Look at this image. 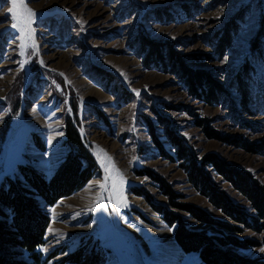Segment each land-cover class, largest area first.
<instances>
[{"label":"rangeland","instance_id":"rangeland-1","mask_svg":"<svg viewBox=\"0 0 264 264\" xmlns=\"http://www.w3.org/2000/svg\"><path fill=\"white\" fill-rule=\"evenodd\" d=\"M25 2L36 15L31 26L34 38L25 41L22 54L20 32L11 26L7 11L10 0H0V182L13 177L18 164L50 178L68 152L67 120L76 126L99 168L82 189L53 206L40 201L50 223L45 243L37 251L42 261L52 257L42 264H74L66 260L75 252L81 253V264L91 258H100L99 264H137L140 259L143 264H203L196 254L182 251L174 240L176 225L169 226L151 205L179 214L191 231L205 225L168 207L157 183L137 171L149 169L163 178L180 195L178 203L223 218L188 183L184 162L168 137L171 130L197 159L216 155L264 186V154L244 150L238 142H264V101H254L249 114L239 104L236 84L229 88L245 63L250 78L264 87V59L255 61L249 55L262 29L257 32L264 0ZM240 14L245 19L239 33L231 48L218 57L216 31L232 15ZM141 37L170 42L186 67L210 72L229 91L226 99L209 105L191 94L178 68L147 67L152 64L147 60L151 50H142ZM205 129L228 141L206 134ZM102 163L110 166L113 178L117 172L123 177L122 186L118 179L116 183L126 204L118 211L119 192L112 188L113 179L107 180V190L98 186L107 175ZM211 175L230 200L251 213L243 196L215 171ZM133 188L142 189L149 200ZM117 226L130 228L139 239L133 240ZM239 237L259 246L234 251L264 259V233L244 227Z\"/></svg>","mask_w":264,"mask_h":264},{"label":"trees","instance_id":"trees-1","mask_svg":"<svg viewBox=\"0 0 264 264\" xmlns=\"http://www.w3.org/2000/svg\"><path fill=\"white\" fill-rule=\"evenodd\" d=\"M235 15L225 21L213 38L216 45L214 54L218 57L223 56L231 48L244 22L242 14L236 17ZM262 18L263 20H260L262 26L259 25L257 32L261 27L262 29L253 41L251 50L249 48V55L255 61L264 59V16ZM140 39L142 50H151L147 60L152 64L147 67H153L154 64H157L156 67L162 65L165 67L168 64L172 68L173 66L178 68L191 94L209 105L226 99L229 91L215 80L210 72L186 67L183 58L175 52L170 42L150 40L147 37ZM245 64L236 74L235 81L229 83V88L236 84V90L241 96L239 104L250 114L252 110L249 107L254 101L258 104L263 103L264 87L258 80L250 78L252 73H249L250 68L247 67V63ZM251 71L254 72L253 68ZM150 128L153 131L151 126ZM64 132V145L68 152L50 178H46L30 166L18 164L14 176H6L0 182V264H42L50 260L52 257L42 261L41 253L37 251L45 243L44 235L50 223L48 213L40 206V201L42 200L46 206H53L58 200L82 189L99 170L94 156L86 148L76 126L70 120L66 121ZM205 132L212 134L216 139L228 141L210 129H205ZM168 133L170 142L177 150V158L184 162L182 167L187 172L188 183L207 198L210 205L223 216L222 219H218L197 206L178 203L180 195L174 193L163 178L149 169L138 170L139 176H147L157 183L158 189H161L168 199V207L184 212L200 225H205L204 229L191 231L179 214L171 210L166 212L160 205H151L169 226L176 225L174 231L176 244L183 252L196 254L203 264H264L262 257H247L232 249L243 251L259 246L258 242L247 237L240 238L239 235L242 234L244 227L258 234L264 233V186L250 174L239 171L216 155L208 154L197 159L193 151L186 147L182 137L172 134L171 130ZM235 141L238 140H230V143ZM154 142L159 148L156 138ZM238 142L244 150L264 154V142L248 143L242 140ZM162 155L171 160L167 154ZM207 167H210V171ZM213 171L245 198L251 210L250 214L230 200L225 191L218 187L211 175ZM132 190L149 200V196L142 189ZM262 244L264 245V238ZM24 256L26 259L23 260ZM82 259L81 253L75 252L66 261L81 264ZM99 262L100 258H91L87 264Z\"/></svg>","mask_w":264,"mask_h":264},{"label":"snow or ice","instance_id":"snow-or-ice-1","mask_svg":"<svg viewBox=\"0 0 264 264\" xmlns=\"http://www.w3.org/2000/svg\"><path fill=\"white\" fill-rule=\"evenodd\" d=\"M10 7H8L7 11L8 13L11 14V19H12V24L11 26L13 28H16L19 30L20 32V40H21V51L23 54V49L26 46L25 41L29 40V39H33L34 38V34H33V30H32V22L35 18L36 13L34 12V10H32L31 8H29L25 2V0H10ZM21 67H23V62L21 63ZM138 91H137V95H138ZM101 152H103V150H100ZM105 159H107L108 161H110V158L107 157V154H104ZM102 166L105 167V172L107 173L106 177H105V182L104 183H100L98 186L99 188L104 191L107 190V185L106 182L108 179H113V184H112V188L115 191L119 192V199H118V203H117V211L120 207L121 204H126V201L123 197V193H122V189H118L117 188V183L116 180H119V184L122 186L124 181H123V177L119 175V173L117 172V176L115 178L112 177L111 172L112 169L110 168L109 165L103 164ZM111 202V200L109 201ZM90 211H95V209H89ZM262 252H264V249H261Z\"/></svg>","mask_w":264,"mask_h":264},{"label":"bare ground","instance_id":"bare-ground-1","mask_svg":"<svg viewBox=\"0 0 264 264\" xmlns=\"http://www.w3.org/2000/svg\"><path fill=\"white\" fill-rule=\"evenodd\" d=\"M116 222V221H115ZM116 225H117V222H116ZM95 225H93V227H94ZM117 228L118 229H120L121 231H123V232H126L133 240H135V241H137L138 239H139V236L138 235H136V233H134L130 228H128V227H123V229L121 228V227H118L117 226ZM138 249V248H137ZM143 264V262H142V260L140 259V260H138V262H137V264Z\"/></svg>","mask_w":264,"mask_h":264},{"label":"water","instance_id":"water-1","mask_svg":"<svg viewBox=\"0 0 264 264\" xmlns=\"http://www.w3.org/2000/svg\"><path fill=\"white\" fill-rule=\"evenodd\" d=\"M80 134V133H79ZM81 136V135H80ZM81 139H82V136H81ZM83 140V139H82ZM84 142V141H83Z\"/></svg>","mask_w":264,"mask_h":264}]
</instances>
